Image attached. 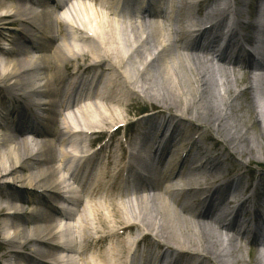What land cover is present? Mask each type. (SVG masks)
<instances>
[{
	"label": "bare ground",
	"instance_id": "1",
	"mask_svg": "<svg viewBox=\"0 0 264 264\" xmlns=\"http://www.w3.org/2000/svg\"><path fill=\"white\" fill-rule=\"evenodd\" d=\"M83 1L66 0L52 11L50 6L57 5L56 0L33 4L0 0V30L8 28L3 24L10 20L18 30L11 36L12 56L0 52V217L9 213L8 220H12L10 224L2 221L11 236L0 232L5 236L0 237V264H253L259 252L243 256L248 247L235 241L238 237L248 238L252 245L264 241V174L247 171L244 177L224 171L230 159L222 162L219 154L210 157L197 133L212 128L219 135L208 139L212 150L221 144L229 157L231 151L249 160L264 153L256 142L259 139L264 147V125L257 118L264 111L255 110L256 118L242 125L244 116L240 114L252 102L235 105L231 101L232 92L240 86L246 83L244 91L251 89L250 78L243 81L240 71L248 77L256 66L254 58L242 57L243 34L239 39L234 34V6L239 7L238 18L247 31L254 1L232 4L224 0L228 9L219 11L214 0L194 5L189 0H158V7L157 2L153 6L154 0H123L126 9L118 13L113 4L119 0H87L92 8ZM143 6L148 9L142 11ZM136 7L140 8L137 16L132 13ZM156 16L160 22L153 18ZM229 21L231 38L226 39L223 31ZM205 22L209 26L196 30ZM263 32L252 26L258 44L252 42L258 59L255 70L260 71H264V64H258L260 56L264 57ZM219 46L225 61L215 68L206 49ZM258 87L257 108L264 110V84ZM125 94L132 97L125 100ZM56 97L63 101L60 113L52 110V102L39 105L49 130L42 133L43 139L27 141L21 133L11 136L16 130L37 135L34 130L40 125H35L33 108L41 98ZM97 102H114L122 110H110ZM148 102H161L167 111H179L177 116L146 112ZM114 127L115 135L123 129L125 133L116 145L106 135ZM90 129L98 131L90 133ZM78 135L89 136L90 146L82 147ZM65 147H74L73 154ZM141 147L152 156L144 157ZM78 152H82L81 162H87L82 164L80 176L95 172L100 163L102 170L81 186V194L72 183L71 191L80 194L74 221V214H56V208L47 200L43 204L29 190L43 187L47 197L56 200L59 186L68 187L60 173L78 160ZM117 152L121 154L114 156ZM125 159L127 164L122 163ZM120 165L123 167L117 169ZM146 169L157 179L145 187ZM161 177L168 180L164 189L160 188ZM195 177L200 179L198 186H193ZM120 180L136 189L122 191ZM16 186L24 187L25 193ZM4 187L16 194L2 192ZM19 194L41 201L38 207L51 213L45 212L41 222L19 217L17 203L24 199ZM84 195L89 201L86 204ZM199 196L204 197L202 201ZM183 198L190 203L182 207ZM219 198L220 207H230V225L216 223L213 232L216 238L220 231L236 237L220 238L222 244L216 250L218 242L213 241L208 224L213 221L211 202ZM32 211L41 212L40 208ZM26 224H32L31 228L26 229ZM134 233L139 237L134 238ZM55 238L62 245L48 247ZM252 245L249 247L258 251ZM19 247L33 249L35 255L23 256L16 249ZM77 250L78 260L72 263L69 256Z\"/></svg>",
	"mask_w": 264,
	"mask_h": 264
},
{
	"label": "rangeland",
	"instance_id": "2",
	"mask_svg": "<svg viewBox=\"0 0 264 264\" xmlns=\"http://www.w3.org/2000/svg\"><path fill=\"white\" fill-rule=\"evenodd\" d=\"M85 4H86V6L87 7H91L92 8V6H91V4H90V2L89 1H87V0H84L83 1ZM189 2V1H188ZM211 4V3H210ZM212 4H216L217 6H218V4H220V1H218L217 3H215V0L212 2ZM157 18V17H156ZM156 21L158 22V20L156 19ZM3 25H5L4 27H8V28H3L4 30L3 31H1L0 30V52L2 53V54H4L5 56H12L11 54V51H8V52H5V51H3V48H9V47H11V41H12V35H14V33H16L15 31H13V29H15V30H17L16 29V27L14 28V25H17V24H13L12 25V20H10V21H8L7 23H5V24H3ZM18 31V30H17ZM1 34H3L2 36H1ZM3 43H5L6 45H4ZM206 72V71H205ZM244 73V71H240V76H241V78H242V80L243 81H245V80H247V76L245 75V74H243ZM260 83V85H263L264 84V80L262 81V82H259ZM246 84V83H245ZM245 84L243 85V86H240L237 90H235V91H233L232 92V94H231V101H232V103H234L235 105H242L244 102H252V103H250L249 104V106L247 107L248 109L246 110V111H244L243 113H241L240 115H243L244 117H241L242 119H240V121H241V123L240 124H246V122H248L249 121V119H254V118H256V116H257V113H255V110L257 111L258 109H260V108H257V104H258V100L259 99H256V95L254 94V93H251L250 91H251V89L249 90V89H247L246 91H244V89L247 87L248 88V86H245ZM250 94V95H249ZM259 96V95H258ZM130 97H132V95H129V94H125V96H123V98L125 99V100H129L130 99ZM97 104H99V105H104V106H107L108 107V109H115L116 111H118V110H122V109H119L121 106H119V105H117L116 103H111V102H108V103H99V102H97ZM82 105V104H81ZM84 105H89V102H84ZM162 106H164V105H161V102H148V103H146V105H145V107H146V109L147 110H155V112H159V113H164V114H173V115H176V113H177V111H179V110H166L164 107H162ZM126 109H128V108H126ZM264 111V110H263ZM263 111H261L260 112V110H258V113L259 114H262L263 113ZM104 113H106L107 115L109 114L108 112H104ZM64 114L65 115H67V118L70 120V116H68V112H64ZM213 114H215V112H213ZM132 117H130V119H131ZM257 118L260 120V123L262 124V125H264V116H262V115H258L257 116ZM105 122V121H104ZM104 122H102V123H104ZM101 123V122H100ZM108 129V128H107ZM98 130V129H97ZM233 132V131H232ZM232 132H231V134H232ZM128 132L126 131V134H127ZM228 133H229V131L225 128L224 129V134H226V135H228ZM198 134H199V139H200V141H202V142H204V147L205 148H207V151L208 150H212V142L211 141H208V139L209 138H211V136H213V137H216V136H219V135H217L216 133H214L213 132V130H212V128L210 129V130H208V131H205V130H202L201 129V131L200 132H198ZM79 136V135H78ZM95 136H98L97 134H95ZM122 136H123V130L121 131V133L120 134H118L117 136L115 135V136H113V138H112V140H117V139H121L122 138ZM222 136H223V133H222ZM22 137H24V139H26L27 141H29L30 140V138L29 137H25V136H22ZM88 140H89V138H88ZM207 140V141H206ZM257 143H258V147H260V148H258L259 150H264V147H262V145H260V141H259V139L256 141ZM87 144V143H86ZM85 143H84V145H86ZM251 146H252V144H251ZM68 149H70V147H67ZM71 150V152H73V150L72 149H70ZM214 151V154H219V158H220V161H222L223 162V160H226V158H229L230 159V163H226L223 167H224V171H225V169L227 170V171H229V172H232V173H235V174H242L244 177H246L247 175H248V173H247V171H250L251 173H256V172H260V173H262V172H264V153L262 154V155H256V157H254L255 159H252V160H249L248 158H246V157H244V156H241L240 154H238V156H237V154H235L234 152H232L231 151V153H232V157H229V156H227V155H225L224 153H223V145H221V144H218V148H216V149H214L213 150ZM230 152H228V154H229ZM214 154H211V157L212 158H216L217 156L216 155H214ZM224 173V172H223ZM23 174H26V173H23ZM8 180H10V179H8ZM192 183H194V185L193 186H198L199 184H200V179L199 178H197V177H195L194 178V180L192 181ZM165 186V184L163 185V184H161L160 185V187L163 189V187ZM4 190H6V188L4 187L3 188V190H2V192H4V193H8V194H10L11 192L10 191H8V190H6V191H4ZM163 197L165 198V200L166 201H168V197H167V195L165 194V193H163ZM86 202L88 201V199L87 200H85ZM185 202V201H184ZM180 204H182V205H184L183 204V200H182V203H180ZM183 207V206H182ZM196 212V211H195ZM24 212H20V215L21 214H23ZM5 216V218H3ZM8 216H6V215H3L2 217H0V222H2V221H6L7 222V224L8 223H11L12 222V220H8ZM7 219V220H6ZM215 221H216V219H213V221L212 222H210L209 224H208V226H209V228L212 230V234H211V237L213 238V241L214 242H218V240H220V238H223L225 235H222L221 233H220V237L219 238H216L217 236H215V234H214V232H213V229L214 230H216L217 228H216V226H215ZM2 223H0V225H1ZM26 226V229L27 228H31V226H32V224H26L25 225ZM0 229H3L2 227H0ZM3 232V234H6L5 236H8V232L10 233L11 231H2ZM204 232L207 234V231H205L204 230ZM135 234V233H134ZM208 235V234H207ZM228 235H230V236H234V238H235V236H236V234L235 233H232V234H228ZM5 236H0V237H5ZM136 236H139L138 235V233L137 234H135V236L134 237H136ZM1 239V238H0ZM150 241H152V239H150ZM19 242H23V241H21V240H19ZM220 242V241H219ZM217 243L218 245H216V250L218 249V247H220V244H222L221 242L220 243ZM245 242L246 241H244V242H242V240H236L235 241V243L236 244H243V247H248V250H249V252L248 251H243V256H247V253H249L250 255H253V256H255V252H257V251H255V250H253L251 247H249V246H244V244H245ZM241 244V245H242ZM30 246H32L31 244H30ZM251 246V245H250ZM34 248H36V247H34ZM18 251H19V253L21 254V255H23V256H29V255H35V254H33L32 253V250L31 249H26V250H24V251H22V249H20V247L19 248H16ZM91 252L89 251L88 253H87V255L88 254H90ZM257 259H256V261H254L253 262V264H264V258H263V256H261V255H257V256H255ZM7 259H10V257L8 258L7 257ZM254 259V258H253ZM2 262L3 261H1V264H2ZM4 264V263H3ZM5 264H9V263H5ZM20 264H22L21 262H20Z\"/></svg>",
	"mask_w": 264,
	"mask_h": 264
}]
</instances>
